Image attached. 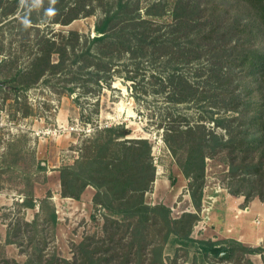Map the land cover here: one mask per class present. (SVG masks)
Returning a JSON list of instances; mask_svg holds the SVG:
<instances>
[{"label": "trees", "instance_id": "obj_1", "mask_svg": "<svg viewBox=\"0 0 264 264\" xmlns=\"http://www.w3.org/2000/svg\"><path fill=\"white\" fill-rule=\"evenodd\" d=\"M32 1L22 5L21 0H0L1 20L13 18L20 8L26 11ZM144 4L143 0L51 2L54 17H64L60 20L58 16L53 23L64 26L94 15L99 8L102 17L96 21L95 36L90 41L96 49L78 51L76 44L81 37L75 32L69 33L74 41L61 49L46 39L33 61V72L20 82L22 90L30 89L48 71L59 73L69 58L72 67L82 65L79 71L94 66L97 59L112 61L116 51L134 59H163L175 66L207 61L198 68L195 84L178 74L177 67L169 68L165 83L171 86L176 104L190 103L200 93L203 100H209L212 112L228 113L209 119L223 134L207 131L203 124L189 125L185 119V129L168 130L165 143L189 180L188 192L196 212L203 198L206 159L220 153H226L229 176L250 187L244 191L245 185H239L229 193L243 196L245 204L255 198L264 201V0H154ZM167 15L171 17L170 29L163 37L157 34L161 28L153 26ZM54 53L60 57L57 64L51 63ZM96 70L93 81L99 84L103 80L99 72L104 69ZM163 88L167 89L165 85ZM64 89L69 94L76 92L74 88ZM18 100L16 112L20 110ZM105 132L103 140L91 141L73 166L60 171L63 197L78 200L87 186L95 188L94 204L104 212L102 235L87 237L75 246L72 260L46 257L39 246L45 240H32L34 252L22 264H165L166 247H171L175 256L181 250L186 256L193 252L195 263L205 264L212 258L230 264H254L249 256L261 254V248H249L233 239H193L197 213L184 212L173 218L165 205L149 204L145 197L155 181L150 147L144 141L126 139L130 131L123 127ZM25 206L33 208L32 199ZM48 219L54 229L58 222L54 211ZM24 224L37 232V220ZM0 264L21 263L2 258Z\"/></svg>", "mask_w": 264, "mask_h": 264}, {"label": "rangeland", "instance_id": "obj_2", "mask_svg": "<svg viewBox=\"0 0 264 264\" xmlns=\"http://www.w3.org/2000/svg\"><path fill=\"white\" fill-rule=\"evenodd\" d=\"M150 1L154 0H143L146 5ZM49 8L51 0H33L26 11L20 8L13 18L1 20L0 15V259L21 264L34 252L32 240H45L39 246L46 257L56 255L72 260L75 246L87 237L102 235L104 212H99L97 209L102 208L94 204L95 188L87 186L78 200L63 197L60 171L73 166L91 141L103 140L107 129H128L130 135L126 139L144 141L150 147L155 181L145 200L151 205H165L171 209L172 217L178 218L193 207L189 180L165 143L166 132L178 127L185 129L186 119L189 125L203 124L207 131L215 130L222 135L223 131L216 129L209 119L229 115L223 110L212 112L209 100H203L200 93L190 103L176 104L171 86L165 83L166 72L177 67L178 74L186 75L195 84L198 68L207 61L175 66L151 56L134 59L116 50L112 61L97 59L94 66L83 71H79L82 65L72 67L71 58L66 59L59 73L53 75L48 71L30 89L22 90L20 82L33 72V61L46 39L56 43L55 49H61L74 41L69 33L75 32L81 37L76 44L78 51L96 49L90 41L95 36V23L102 17L99 8L94 15L80 17L67 26L53 23L60 15L48 14ZM170 23L171 17L167 15L156 20L153 27L161 28L157 34L167 37ZM59 60L58 54H52V64ZM99 67L104 69L99 72L103 80L96 84L92 73H97ZM64 87L74 88L76 92L69 94ZM16 100L19 112H16ZM72 129L76 130L70 134ZM239 185H245L244 191L250 189L247 182L229 176L226 153L207 157L204 187L210 189L205 196H212L213 188L220 191L215 195L214 211L219 197ZM28 199H32L33 208L25 206ZM52 211L58 219L54 229L48 219ZM35 220L37 232L24 224ZM210 227L205 234L193 233V239L213 241L218 237L216 226ZM221 240L225 239L220 237L216 241ZM243 245L261 248V254L249 258L254 264H264V242ZM163 257L165 264H203L193 262V252L186 256L181 250L175 256L171 247L164 249ZM205 264L230 262L210 258Z\"/></svg>", "mask_w": 264, "mask_h": 264}, {"label": "crops", "instance_id": "obj_3", "mask_svg": "<svg viewBox=\"0 0 264 264\" xmlns=\"http://www.w3.org/2000/svg\"><path fill=\"white\" fill-rule=\"evenodd\" d=\"M244 208L249 209L248 213L239 214L240 209ZM215 211L211 216V225L216 226L214 231L218 237L213 238V241L222 237L246 243L248 246L264 242V201L255 198L245 204L243 196H233L226 192L219 197ZM256 220L260 221L259 225Z\"/></svg>", "mask_w": 264, "mask_h": 264}, {"label": "built area", "instance_id": "obj_4", "mask_svg": "<svg viewBox=\"0 0 264 264\" xmlns=\"http://www.w3.org/2000/svg\"><path fill=\"white\" fill-rule=\"evenodd\" d=\"M75 130L76 129H72L71 131H69V133L71 134ZM209 189L210 188L208 186L203 187V198L201 202L200 211L196 212L194 208H192L191 211L189 210V212L197 213L199 216V221L194 226V231H193V233H196V235L205 234L208 231V229L211 228L210 227L212 222L211 216L214 211V204L216 203L217 200V197L215 195H217L220 191L218 189L213 188V195L210 197H206L205 195L208 193ZM248 211H249L248 208L240 209L239 214L241 213L247 214ZM255 222L257 225L260 224L259 220H256ZM228 232H231V230H228Z\"/></svg>", "mask_w": 264, "mask_h": 264}, {"label": "clouds", "instance_id": "obj_5", "mask_svg": "<svg viewBox=\"0 0 264 264\" xmlns=\"http://www.w3.org/2000/svg\"><path fill=\"white\" fill-rule=\"evenodd\" d=\"M36 2H39V0H36ZM51 2L54 4L56 0H51ZM27 3V0H21V4L24 5ZM56 10L54 8H49L48 9V14L50 15H55ZM27 24V22H25Z\"/></svg>", "mask_w": 264, "mask_h": 264}, {"label": "water", "instance_id": "obj_6", "mask_svg": "<svg viewBox=\"0 0 264 264\" xmlns=\"http://www.w3.org/2000/svg\"><path fill=\"white\" fill-rule=\"evenodd\" d=\"M225 256H228V254H225Z\"/></svg>", "mask_w": 264, "mask_h": 264}]
</instances>
